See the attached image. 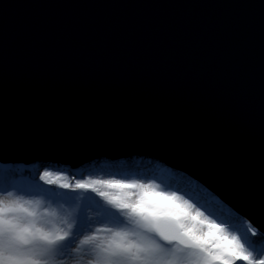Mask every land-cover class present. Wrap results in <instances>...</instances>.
I'll return each mask as SVG.
<instances>
[{"label": "water", "instance_id": "1", "mask_svg": "<svg viewBox=\"0 0 264 264\" xmlns=\"http://www.w3.org/2000/svg\"><path fill=\"white\" fill-rule=\"evenodd\" d=\"M136 156L264 234V0H0V161Z\"/></svg>", "mask_w": 264, "mask_h": 264}, {"label": "snow or ice", "instance_id": "2", "mask_svg": "<svg viewBox=\"0 0 264 264\" xmlns=\"http://www.w3.org/2000/svg\"><path fill=\"white\" fill-rule=\"evenodd\" d=\"M54 174L43 171L36 174L37 181H45L48 185L58 184L65 191L58 192L51 189L48 193H35L43 196L50 202L62 200L68 196L69 191H85L95 193L97 203L103 207V220L96 223L104 225L106 222L115 228L129 230L128 239L132 243L128 246L113 247L99 256L101 264H264V234L253 231L240 216L217 200L214 196L202 191L197 185H188L176 190H163L155 180L140 179H77L75 183L67 182L63 174ZM161 183L176 184L170 178H160ZM182 191L185 194H182ZM13 193L10 189L0 191V194ZM19 194V192H18ZM150 194L175 195L186 202L189 209L198 211L211 221L219 224L222 230L233 241V246L210 253L207 247L197 241L195 237L186 234L175 220L160 217L158 219L141 212L137 205L146 208L159 207L163 211L167 206H158V202L149 201ZM68 203L67 200H64ZM75 203V200L72 201ZM85 204L80 205L79 213L69 223L72 225L67 235H62L58 240L45 242L43 247L55 249L60 257L79 251L88 255V250L77 244L81 237L92 234L90 227L93 223L87 215ZM9 217H18V212L10 211L5 214ZM112 228V227H110ZM37 237L21 233L15 224H0V264L5 257H21L25 254L35 253Z\"/></svg>", "mask_w": 264, "mask_h": 264}, {"label": "clouds", "instance_id": "3", "mask_svg": "<svg viewBox=\"0 0 264 264\" xmlns=\"http://www.w3.org/2000/svg\"><path fill=\"white\" fill-rule=\"evenodd\" d=\"M149 201L158 202V206L167 207L160 211L159 207L146 208L137 205L141 212L153 218L166 217L175 220L186 234L196 238L207 247L208 252L217 253L233 246V241L222 230V227L203 216L198 211L189 209L186 202L175 195L150 194ZM18 212V217H9L5 214ZM70 213L61 207L48 203L43 196H24L20 194H0V224H15L21 233L37 237L35 253L21 257H5L3 264H101L98 259L107 250L113 247L128 246L132 243L129 230L100 226L92 234L81 237L77 249L81 245L88 250V255L74 251L72 255L60 257L55 249L43 247L45 242L58 240L67 235L71 228Z\"/></svg>", "mask_w": 264, "mask_h": 264}, {"label": "rangeland", "instance_id": "4", "mask_svg": "<svg viewBox=\"0 0 264 264\" xmlns=\"http://www.w3.org/2000/svg\"><path fill=\"white\" fill-rule=\"evenodd\" d=\"M117 160V159H116ZM128 159H123L122 161L126 163V166L123 168L115 167V168H106L102 165L96 166V164H90L89 166L86 165L83 168H80L78 170H71L70 165L63 164L51 159H45V160H38L35 159V165L32 166H22L18 165L16 169H13L15 167L9 166L7 167L6 163L7 162H1L0 161V175L1 172L4 173L2 178H1V183H0V191H3L4 189H10L13 194H19L24 195V196H35V194H30V191L27 190L28 186H37L41 188L44 193L51 192V189H54L58 192H62L65 190H62L59 188L58 184H53V185H48L45 181H37L36 174L39 172L40 174L43 173V171H50L54 174L53 179L55 178V174L60 173L63 174L64 176L67 177V182L69 183H75L77 179H88L89 177L93 179H108L115 177L117 179H138L139 177L135 176H129L126 174H144L147 175L145 169H135L133 168V160ZM114 161V160H113ZM31 163V162H30ZM21 164H25L22 162ZM14 165H16L14 163ZM38 166V167H37ZM106 166V165H105ZM9 168V169H7ZM12 172H7V170H11ZM110 170V172H109ZM139 170V171H137ZM158 176L160 175L162 178L167 177L166 172L163 171L162 168H157ZM115 172V173H111ZM7 173V174H6ZM119 173V174H117ZM157 174V173H156ZM6 175L8 177H6ZM106 175V176H105ZM171 176V175H170ZM145 181H147L145 179ZM173 190V189H172ZM27 191V192H26ZM24 193V194H22ZM96 194L95 193H89L85 191H77L75 193H72L69 191V194L67 197H65L62 200H58L56 202H50L46 200L48 203L53 204L54 206L61 207L62 209L68 211L70 213L69 215V221H71L78 213L80 210V205L85 204L86 207H89L86 209L87 215L90 220H92L95 224L97 220H103L104 215H103V207L106 206V202H104L103 205L97 203V200L95 199ZM64 200H67L68 203H65ZM75 200V203L72 201ZM238 216L241 217V219L250 226V228L253 230L254 227L253 225L242 215L237 214ZM254 231V230H253ZM259 244L260 242L257 241Z\"/></svg>", "mask_w": 264, "mask_h": 264}, {"label": "bare ground", "instance_id": "5", "mask_svg": "<svg viewBox=\"0 0 264 264\" xmlns=\"http://www.w3.org/2000/svg\"><path fill=\"white\" fill-rule=\"evenodd\" d=\"M128 158L130 160H133V168H135V169H138V168L139 169L140 168L141 169H145L146 170V173H148V174L147 175H144V174H134V175L126 174V176L127 175H129V176H135V177L136 176L137 177L140 176L138 178L140 180H145V179L146 180H155L156 183L160 184V187L163 190L171 191L172 189L173 190H176L177 188L183 189V188H185L188 185H196L197 184V182L194 179H192L189 176H186V174L184 175L183 173H180V172H178L176 170H173V169L170 170V169H167L164 166L160 165V162L157 159H155V158H147V157H141V156L139 157V156H136V157H127V158H124V159H128ZM122 160H123V158L122 159H117V160H114V161L113 160H110V159H105V158H94V159H89L88 161H86V162H84L83 164H80V165H76V166H71L70 165V167H71V170H73V172H75V170H78L80 168H83L84 166L86 167V165L89 166L90 164H96V166L102 165V166H104L106 168H109V169L115 168V167H119V168L121 167V168H123V167L126 166V163H125L126 161L123 162ZM14 163L16 165H14ZM14 163L7 162L6 165H7V167H9V166L15 167L13 169H16L18 167V165H22V166L29 165V166H32V167L35 165V161H32L31 163H26V165L25 164H21L18 161L14 162ZM157 168H162L164 172H166L167 174H169V175H167V178L173 179V180L177 181V183L176 184H172V183H169V184L161 183L160 182V178H162V177L160 175L158 176V174H160L161 172L159 171V173H158L157 172ZM7 169H9V168H7ZM137 171H139V170H137ZM2 172H1V175H0V181H1V178H2V176L4 174ZM7 172H12V169L10 171L7 170ZM109 172H110V170H109ZM111 173H115V172H111ZM117 174H119V173H117ZM6 177H8V176L6 175ZM27 190L30 191V194L44 193V191L41 188L37 187V186H33V187L32 186H28L27 187ZM22 194H24V193H22ZM182 194H185V193L182 191ZM208 194L209 195H212L210 193H208ZM225 206L228 207L227 205H225ZM228 208H230V207H228ZM230 209L234 213H236L232 208H230ZM236 214H238V213H236ZM100 226L114 227V225H112L110 223H107V222L104 225H100L99 223H96L95 224L94 222L90 225V227L92 228L93 231H95V229L97 227H100ZM68 255L70 256L72 254L69 253Z\"/></svg>", "mask_w": 264, "mask_h": 264}, {"label": "trees", "instance_id": "6", "mask_svg": "<svg viewBox=\"0 0 264 264\" xmlns=\"http://www.w3.org/2000/svg\"><path fill=\"white\" fill-rule=\"evenodd\" d=\"M254 231H256L255 229H253ZM258 233L257 237L255 238L256 241L260 242L261 240V236H260V233L258 231H256Z\"/></svg>", "mask_w": 264, "mask_h": 264}]
</instances>
